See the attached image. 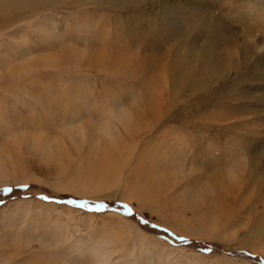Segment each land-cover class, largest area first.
Wrapping results in <instances>:
<instances>
[{
    "label": "rangeland",
    "instance_id": "rangeland-1",
    "mask_svg": "<svg viewBox=\"0 0 264 264\" xmlns=\"http://www.w3.org/2000/svg\"><path fill=\"white\" fill-rule=\"evenodd\" d=\"M46 1L0 3V264H264V0Z\"/></svg>",
    "mask_w": 264,
    "mask_h": 264
},
{
    "label": "snow or ice",
    "instance_id": "snow-or-ice-1",
    "mask_svg": "<svg viewBox=\"0 0 264 264\" xmlns=\"http://www.w3.org/2000/svg\"><path fill=\"white\" fill-rule=\"evenodd\" d=\"M4 191H10V189H5ZM45 199H48V198H45ZM68 204H71V205H76L77 204V202L75 201V200H70V201H68ZM96 205H101L102 207H103V211H107V210H109V205L107 204V203H100V204H96ZM79 208H81V209H87V208H84V207H81V206H79V205H77ZM120 207H122V208H129V209H131V207L129 206V205H127V204H123V205H120ZM88 210V209H87ZM111 211H113V212H116V207H111V209H110ZM88 211H90V210H88ZM90 212H92V213H97V214H99V213H101V211H90ZM126 217H131L133 220H135L136 218H135V215L132 213V211H131V213H129V214H124ZM138 224L141 222L140 220H137L136 221ZM211 251V249H209V252Z\"/></svg>",
    "mask_w": 264,
    "mask_h": 264
},
{
    "label": "bare ground",
    "instance_id": "bare-ground-1",
    "mask_svg": "<svg viewBox=\"0 0 264 264\" xmlns=\"http://www.w3.org/2000/svg\"><path fill=\"white\" fill-rule=\"evenodd\" d=\"M58 1V0H57ZM56 0H49V1H46L45 3H48V4H50V3H56L57 2ZM261 2V1H260ZM259 2V3H260ZM0 3H5L4 2V0H0ZM264 7V6H263ZM1 8V7H0ZM20 9H22V7L21 8H19V10H18V12L20 11ZM35 9H28L27 11H25V12H23V14L24 15H26L28 12H32V11H34ZM1 11V10H0ZM264 11V10H263ZM248 12V11H247ZM260 13H262V12H260ZM260 18V17H259ZM12 21V18H8L7 19V21L6 22H8V24L10 23ZM262 22H263V20H262ZM4 23V22H3ZM261 28V27H260ZM264 29V28H263ZM263 34V33H262ZM6 152V151H5ZM4 155V154H3ZM0 156H2V153H0ZM1 158V160H2V157H0ZM1 164V163H0ZM1 166V165H0ZM3 260V259H2ZM126 260V259H125ZM118 263V262H117ZM122 263H123V261H122ZM124 263H125V261H124Z\"/></svg>",
    "mask_w": 264,
    "mask_h": 264
}]
</instances>
